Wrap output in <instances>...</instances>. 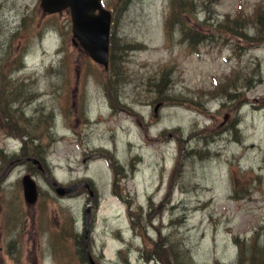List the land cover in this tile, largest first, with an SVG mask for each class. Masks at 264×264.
Returning a JSON list of instances; mask_svg holds the SVG:
<instances>
[{
  "label": "rangeland",
  "instance_id": "rangeland-1",
  "mask_svg": "<svg viewBox=\"0 0 264 264\" xmlns=\"http://www.w3.org/2000/svg\"><path fill=\"white\" fill-rule=\"evenodd\" d=\"M261 1L197 0L177 21L173 0H103L105 70L69 11L0 0V264L264 263V43L217 31L243 14L255 37Z\"/></svg>",
  "mask_w": 264,
  "mask_h": 264
},
{
  "label": "water",
  "instance_id": "water-1",
  "mask_svg": "<svg viewBox=\"0 0 264 264\" xmlns=\"http://www.w3.org/2000/svg\"><path fill=\"white\" fill-rule=\"evenodd\" d=\"M45 15H55L69 10L73 24V36L78 44L91 59L105 70L109 69L110 31L112 13L107 10L102 0H41L40 4ZM158 106L155 111H158ZM33 164L43 170L41 162L29 158ZM56 194L59 197L75 193L79 185L63 187L52 181ZM24 198L28 206L37 204L39 200V188L36 180L31 175H26L22 180ZM90 190L89 184H84ZM93 198V192L90 191ZM90 210L86 212L88 217ZM90 263L95 264L90 257Z\"/></svg>",
  "mask_w": 264,
  "mask_h": 264
},
{
  "label": "trees",
  "instance_id": "trees-1",
  "mask_svg": "<svg viewBox=\"0 0 264 264\" xmlns=\"http://www.w3.org/2000/svg\"><path fill=\"white\" fill-rule=\"evenodd\" d=\"M172 12H171V16L173 18H175L177 20V18L179 19V17H181V15L185 14L186 13V10H188L189 8V5L192 6V11H196L198 8H197V0H173L172 2ZM207 9V7H206ZM242 13V12H240ZM213 14V13H212ZM252 18V22L254 24V28L257 30V34L256 36L252 37L249 32L247 33V24L245 23V21H247L248 19L246 18V16H244L243 14H239L237 16V19L234 21L235 22V28L236 29H231L229 28L228 26H224L223 24H220L218 25V32H219V35L221 36L220 33H224L225 32V29L227 30L226 35L229 36L228 32L233 35V38H228V40H237V41H242L240 39H244L245 43H249L250 40H255V42H260V43H264V0L261 1V3L259 4V6L256 8V11L255 13L251 16ZM211 17L208 16L207 20H210ZM178 21V20H177ZM258 35V36H257ZM189 37V40H190V44L192 46H196L198 45L199 41H202L203 39H205V41L207 40H210V41H215L217 40L216 36L215 37H209L207 34H200V35H196L193 40L191 39V36H190V33L188 35ZM243 50V49H242ZM110 67L109 69L112 68V66L114 65V61H115V50H114V44L112 43L111 41V48H110ZM226 83H229V80L226 81ZM250 83L252 84V82L250 81ZM214 88H217L219 85H220V81H216L214 83ZM219 88V87H218ZM217 88V89H218ZM225 97H228V96H225ZM23 141H28V138L27 137H23ZM36 157L39 158V155L38 154H35ZM36 159V158H34ZM38 160V159H36ZM39 162H43L44 163V158L42 159H39L38 160ZM30 163H32L31 161H28ZM33 164V163H32ZM34 165V164H33ZM38 167V166H37ZM84 252V258L86 257V249L83 250ZM258 252V251H256ZM261 252H258L261 256ZM252 264H264L263 263V260L262 261H259L257 258L253 259ZM184 264V262L182 263Z\"/></svg>",
  "mask_w": 264,
  "mask_h": 264
},
{
  "label": "bare ground",
  "instance_id": "bare-ground-1",
  "mask_svg": "<svg viewBox=\"0 0 264 264\" xmlns=\"http://www.w3.org/2000/svg\"><path fill=\"white\" fill-rule=\"evenodd\" d=\"M231 146V145H230ZM222 164H223V162L222 161H220Z\"/></svg>",
  "mask_w": 264,
  "mask_h": 264
}]
</instances>
